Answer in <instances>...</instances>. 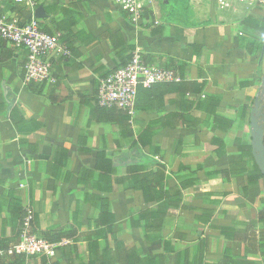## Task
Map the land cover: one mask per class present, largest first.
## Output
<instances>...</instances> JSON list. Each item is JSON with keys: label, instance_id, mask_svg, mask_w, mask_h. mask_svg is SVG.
Listing matches in <instances>:
<instances>
[{"label": "crops", "instance_id": "crops-1", "mask_svg": "<svg viewBox=\"0 0 264 264\" xmlns=\"http://www.w3.org/2000/svg\"><path fill=\"white\" fill-rule=\"evenodd\" d=\"M39 7L71 57L54 58L56 83L27 82L28 53L0 43V249L26 207L34 233L63 243L0 264H264L251 131L264 5L201 0L177 23L158 6L142 28L112 0H5L0 14L22 23ZM136 50L181 81L139 89L128 121L97 94Z\"/></svg>", "mask_w": 264, "mask_h": 264}, {"label": "built area", "instance_id": "built-area-1", "mask_svg": "<svg viewBox=\"0 0 264 264\" xmlns=\"http://www.w3.org/2000/svg\"><path fill=\"white\" fill-rule=\"evenodd\" d=\"M5 0H0L4 2ZM127 15L135 28L147 24L158 25L155 18L147 19L149 14L154 16L160 6L159 0H112ZM201 0H190V5L199 4ZM219 11L228 12L235 4L246 9L264 5V0H214ZM166 2V1H164ZM61 34H49L43 31L41 22L32 18L26 22L9 20L0 14V38L17 50L28 53L25 63V80L36 83H56L53 75V60L56 57L69 58L71 52L62 44ZM181 78L172 70L159 68L148 64L136 50L126 66L114 71L103 79L99 85L97 99L101 107H116L126 112L131 120L136 113V98L139 88H150L157 83L179 82ZM34 214L30 207L24 209L20 232L14 244L0 249V261L7 256L21 255L54 256L61 243L50 242L33 232Z\"/></svg>", "mask_w": 264, "mask_h": 264}, {"label": "water", "instance_id": "water-1", "mask_svg": "<svg viewBox=\"0 0 264 264\" xmlns=\"http://www.w3.org/2000/svg\"><path fill=\"white\" fill-rule=\"evenodd\" d=\"M35 18H45L44 8L39 7L35 11ZM264 98V89L257 95L254 108L251 114V131L253 137V150L256 163L264 175V106H262V99Z\"/></svg>", "mask_w": 264, "mask_h": 264}, {"label": "trees", "instance_id": "trees-1", "mask_svg": "<svg viewBox=\"0 0 264 264\" xmlns=\"http://www.w3.org/2000/svg\"><path fill=\"white\" fill-rule=\"evenodd\" d=\"M164 1H166V2H164ZM160 7H161V10L164 11L165 19L171 20L173 23H177L178 21H180V20L186 18V16H188V11L191 9L192 6L190 5V0H160ZM152 18H153L152 14H149L147 16L148 20H152ZM61 39H62V37H61ZM0 43H6V42L0 38ZM176 70H178L181 73L184 72L183 66H177ZM172 84H176V83L175 82H167V83H157L155 85H172ZM155 85H153V86H155ZM152 87H150V88H152ZM142 88L143 87H141L139 89H142ZM143 89H145V88H143ZM146 89H148V88H146ZM137 95H138V93H137ZM97 103H98V101H97ZM135 108L137 109V98H136ZM114 109H116V108H114ZM121 111H123V110H121ZM127 120L128 121L131 120V118L128 114H127ZM45 239H47V238H45ZM47 240L50 242H53V240H51V239H47ZM15 256H21V255H15ZM15 256H7L5 259L8 260V259L13 258Z\"/></svg>", "mask_w": 264, "mask_h": 264}, {"label": "rangeland", "instance_id": "rangeland-1", "mask_svg": "<svg viewBox=\"0 0 264 264\" xmlns=\"http://www.w3.org/2000/svg\"><path fill=\"white\" fill-rule=\"evenodd\" d=\"M160 1V0H159Z\"/></svg>", "mask_w": 264, "mask_h": 264}]
</instances>
